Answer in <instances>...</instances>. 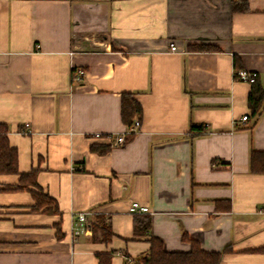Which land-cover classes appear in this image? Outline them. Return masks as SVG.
<instances>
[{
    "label": "crops",
    "instance_id": "1",
    "mask_svg": "<svg viewBox=\"0 0 264 264\" xmlns=\"http://www.w3.org/2000/svg\"><path fill=\"white\" fill-rule=\"evenodd\" d=\"M242 68L264 85V0H0V123L19 169L0 173V264H142L152 238L264 264V174L250 170L264 111L254 123ZM125 92L140 127L113 145L95 134L126 131ZM33 170L50 197L38 209ZM83 211L91 230L74 237Z\"/></svg>",
    "mask_w": 264,
    "mask_h": 264
},
{
    "label": "trees",
    "instance_id": "2",
    "mask_svg": "<svg viewBox=\"0 0 264 264\" xmlns=\"http://www.w3.org/2000/svg\"><path fill=\"white\" fill-rule=\"evenodd\" d=\"M239 8L238 6H235ZM243 8L248 9L247 3L243 5ZM211 47L206 46H193V49H209ZM248 105L250 108V116L253 122L256 123L261 117L264 111V85L260 77L251 84V90L248 97ZM142 107L138 100L132 97L128 92L123 93L122 97V120L127 125L132 124L134 116L141 112ZM249 117V115H248ZM205 126H200L204 128ZM199 126L193 125L192 129H197ZM99 146L93 145V149H98ZM109 146H106L102 152H107ZM250 170L255 174H264V150L252 149L250 153ZM17 151L13 148L8 139L7 131L1 127L0 131V173H18ZM21 180L23 185L31 184L36 188H32L34 197L36 199L35 209L47 204V200L50 199L47 193L42 191L38 192V183L36 181V171L30 173H22ZM22 188V186L15 189ZM224 203L223 207L221 204ZM229 201L220 200L217 203V208H230ZM149 219V218H148ZM149 221L147 225H149ZM102 231L105 236V240H108L111 236V231L107 225H103ZM223 252L207 251L201 248L199 242L192 240V247L189 251H168L165 249L163 242L158 238H152L151 248L149 255L143 258L142 264H219ZM99 264H112L111 254H99Z\"/></svg>",
    "mask_w": 264,
    "mask_h": 264
},
{
    "label": "built area",
    "instance_id": "3",
    "mask_svg": "<svg viewBox=\"0 0 264 264\" xmlns=\"http://www.w3.org/2000/svg\"><path fill=\"white\" fill-rule=\"evenodd\" d=\"M170 50L172 52H178V48L177 45L175 44V42H171L170 43ZM83 72L80 71L79 74L77 75L78 78H80L81 74ZM235 78L237 80L243 81V82H247L252 84L253 82H255V80L258 78L259 73L257 71L254 70H248V69H239L235 71ZM243 120H247L248 119V115H244ZM25 128L22 129V133L24 132H29L30 131V123H26ZM140 127V120L139 119H135L132 124L127 126V129L125 132L123 133H118V134H101V133H96V137H106L107 139H109V141L111 142V144L113 145H119L122 144L126 141L127 135H131L135 132H137L139 130ZM0 131H1V123H0ZM129 211L131 213H138V212H149L150 208L148 205H144L142 203H140L139 201H133L130 204L129 207ZM88 216V212H78L73 214V221L70 227V232L72 234V236L76 237L81 233H87L91 230V224L87 218ZM131 261V258H129Z\"/></svg>",
    "mask_w": 264,
    "mask_h": 264
}]
</instances>
